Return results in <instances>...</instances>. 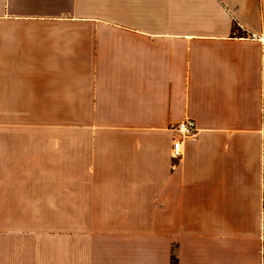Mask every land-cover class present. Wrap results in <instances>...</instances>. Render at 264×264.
<instances>
[{
    "label": "crops",
    "instance_id": "0c3cea01",
    "mask_svg": "<svg viewBox=\"0 0 264 264\" xmlns=\"http://www.w3.org/2000/svg\"><path fill=\"white\" fill-rule=\"evenodd\" d=\"M263 198L264 0H0V264H264Z\"/></svg>",
    "mask_w": 264,
    "mask_h": 264
},
{
    "label": "built area",
    "instance_id": "2783aa9c",
    "mask_svg": "<svg viewBox=\"0 0 264 264\" xmlns=\"http://www.w3.org/2000/svg\"><path fill=\"white\" fill-rule=\"evenodd\" d=\"M250 38L261 40V37L256 36L255 34H251ZM171 130L178 135V138L174 141V145L172 146V156L174 159H180L184 142L196 140L199 133V127L194 120L185 119L181 123L173 126ZM262 211V216H264V198Z\"/></svg>",
    "mask_w": 264,
    "mask_h": 264
},
{
    "label": "rangeland",
    "instance_id": "374dc122",
    "mask_svg": "<svg viewBox=\"0 0 264 264\" xmlns=\"http://www.w3.org/2000/svg\"><path fill=\"white\" fill-rule=\"evenodd\" d=\"M46 133H40V132H34L31 131V129L23 128V138H31L34 137V139L39 138H46ZM48 136H50L51 139H60V133H49Z\"/></svg>",
    "mask_w": 264,
    "mask_h": 264
}]
</instances>
